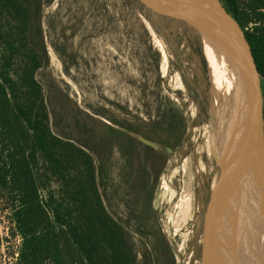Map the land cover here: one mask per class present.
<instances>
[{"label": "rangeland", "instance_id": "1", "mask_svg": "<svg viewBox=\"0 0 264 264\" xmlns=\"http://www.w3.org/2000/svg\"><path fill=\"white\" fill-rule=\"evenodd\" d=\"M39 3L0 0V82L17 110L16 133L0 137V147L5 156H28L40 199L58 229L64 263L83 261L75 192L90 181L89 156L107 212L131 233L137 264H165L161 238L172 246L166 264H205L210 248L211 264H224L223 256L246 264L235 254L236 221L226 217L225 205L237 210L236 193L229 191L226 204L225 192L213 190L224 176L222 166L228 168L222 159L228 151L213 143L218 130L210 114L209 58L164 38L136 0ZM167 107L185 119L174 148L175 137L154 128ZM37 133L52 141L48 152L38 146ZM136 139L166 157L148 214V191L139 184L145 149L138 146L136 157L129 152ZM10 214L0 195V264H14L20 244L9 234ZM227 220V233H217ZM219 239L227 242L224 248Z\"/></svg>", "mask_w": 264, "mask_h": 264}, {"label": "trees", "instance_id": "2", "mask_svg": "<svg viewBox=\"0 0 264 264\" xmlns=\"http://www.w3.org/2000/svg\"><path fill=\"white\" fill-rule=\"evenodd\" d=\"M32 1L39 8L40 0ZM222 2L243 28L264 83V0H247L244 4L240 0ZM251 24H254V27L250 28ZM16 111L10 107L6 87L0 82L1 138L5 134L13 136L16 133ZM165 123L168 126L166 129L163 127ZM154 128L165 130L170 136H174V148L181 143L185 119L178 109L167 107L161 113V118L155 122ZM36 135L39 137L38 146L48 152L52 141L46 138L44 133ZM133 142V147L129 142V152L135 157L138 156V146L145 149L146 158L142 165V175L145 179L139 184L148 191L144 206L148 214L153 189L165 167L166 157L151 145L137 139ZM8 154L5 156L0 147V195L9 203L11 209L10 237L20 239L16 255H13L14 264H65L58 243V229L40 199L28 156L13 152ZM85 163L90 181L75 192V198L80 203L82 220V229L75 228L81 246V264H137V254L129 229L107 212L96 185L95 169L89 156L85 157ZM145 220L147 215L141 222L144 224ZM160 245L165 252L166 264L172 253V246L166 243L164 238L160 239Z\"/></svg>", "mask_w": 264, "mask_h": 264}, {"label": "water", "instance_id": "3", "mask_svg": "<svg viewBox=\"0 0 264 264\" xmlns=\"http://www.w3.org/2000/svg\"><path fill=\"white\" fill-rule=\"evenodd\" d=\"M136 2L157 32L180 48L202 52L206 56L211 52L223 55V63L233 68L227 80L236 84L239 110L244 104L245 94L253 96V113L247 122H243L247 123L246 126L239 124L238 111L231 130L239 149L247 151L245 173L260 191L264 204V83L243 28L222 0ZM228 169L222 166L223 175L228 173Z\"/></svg>", "mask_w": 264, "mask_h": 264}, {"label": "bare ground", "instance_id": "4", "mask_svg": "<svg viewBox=\"0 0 264 264\" xmlns=\"http://www.w3.org/2000/svg\"><path fill=\"white\" fill-rule=\"evenodd\" d=\"M207 57L209 58V60H208V74H209V79L211 82L210 90H211V95H212L211 96L212 99H210L211 100L210 114H211L213 121L217 125L216 129L217 130L222 129V131H223V132H221V130H220L219 134L217 133V131H216V134L214 133L216 135V138L214 137L216 139V141H213V143L217 142L218 144H220V146H224L226 148V150L228 151L227 154H230L233 151L235 152V150L237 151V149L235 148V145H234L235 140L233 141V138H232L233 133L231 132V125L235 122V118H236L238 111H239V113H238L237 119H238L239 124L240 123L243 124V122H247L246 120L248 118H250V116H252V113H253V103H252L253 100H252V98H253V96L250 94H247V95L245 94V96H246L244 98V104L246 105L245 109H243L244 108V104H243V106H241V108L239 110V108L237 107L236 84L227 80L228 79L227 76H229V74H230L229 71L233 68L230 65L228 66V65L223 63L222 58H224V57L220 53L211 52V54L210 53L207 54ZM210 57H211V59H210ZM229 78H230V76H229ZM246 124L247 123H245L243 125L246 126ZM212 132L210 130V134ZM239 135H241V134H239ZM212 149H213V147H212ZM213 150H215V149H213ZM240 150H241V148H240ZM227 154L223 155L222 159L226 163V165H229L228 173L226 172L227 174L225 173L224 176L221 175L222 178L220 180H218V182L216 181L217 183L214 185L213 190L215 191L216 187H220L221 192L222 193L225 192L224 196L222 198L226 201V204H227L232 197L231 194H228V192H229V187H228L229 186V181H228L229 178L234 180L235 183L238 182L239 180L241 181V179L244 180V182H243L244 186L243 185L242 186L245 187V189H242V191H240V189L237 188V185H235L234 190H233L236 193V194L234 193L235 197L236 198L238 197V201H239L238 206L236 205L237 210L234 209L233 212L229 213V211H230L229 205H227V206L225 205V208L228 210V216H226V217H228L229 219H231L233 221H236L235 224H237V226H235V228L232 231H234V232H236V230H237V232L239 231V233H236L239 237L238 238L236 236L234 237L235 238L234 241L236 242V244L234 243L235 244L234 246L237 247L236 248L237 251L235 252V254H236V256L238 255L239 257H242L241 254H242L243 249L240 247V243H239V241H241V240H248L249 239V243L251 246H254L255 242H256V244L258 243V244H260V246L262 248H264V242L262 239L260 240V238L264 237V235H262V232L264 231V204L262 201L260 191L257 190V188L254 186L253 182L251 183L249 181V177L247 175L241 176L245 172V168H246V164H247V160H248L247 151H245V150L241 151L240 159L237 160L238 162L235 163L234 167L230 166V163H233V162H231V158L229 157V155L227 156ZM228 175H229V177H228ZM243 190H245V192H243ZM242 201H243V203H242ZM236 206H235V208H236ZM242 209H244L245 210L244 213L247 214V217H248L247 223H245V215H244V213H242ZM227 221H226V223L224 222L225 225L222 226V228L220 227L221 225L218 227L217 233L224 232L225 226H226V230H227V228H229L228 224L230 226L231 221L230 220L228 222ZM233 224H232V226H234ZM216 229H217V227H216ZM214 233H216L215 230L211 231V233L208 235V242H211L213 240ZM229 233H230V231H229ZM240 233H241V236H240ZM224 243H227V242H225L223 240V242L221 243L223 248L225 246ZM228 243H230V244L233 243V240H232V242L230 241ZM215 244H217V243L215 242ZM219 246H221V245L219 244ZM260 246H259V248H260ZM230 247H231V245H230ZM223 248H222V253H223ZM260 252H263V251H260ZM260 255H261L262 261L261 260L259 261L260 256L258 255L255 258L257 260H255L256 262H254V264H264V253H262ZM242 258L246 259V257H242Z\"/></svg>", "mask_w": 264, "mask_h": 264}, {"label": "flooded vegetation", "instance_id": "5", "mask_svg": "<svg viewBox=\"0 0 264 264\" xmlns=\"http://www.w3.org/2000/svg\"><path fill=\"white\" fill-rule=\"evenodd\" d=\"M210 59H211V57H210ZM220 130H221V132H223L222 131V129H219L218 131H217V133L219 134L220 133ZM231 154V155H230ZM229 154V156H230V158L232 159L231 160V162H233V163H230V166L232 167H234V165H235V163L236 162H238L237 160H239L240 159V156H241V150L240 151H238V152H236L235 154L232 152V153H230ZM234 160V161H233ZM229 170V169H228ZM245 173V172H244ZM245 175H246V173H245ZM241 176H243V175H241ZM228 177H229V175H228ZM247 177V176H246ZM229 191L230 192H234L233 190H234V187H235V185H237V188H239L240 189V191H242V189H245V187H243L244 186V180H242L241 179V181L239 180L238 182H236L235 183V181L234 180H232V179H230L229 178ZM249 181H250V179H249ZM251 182V181H250ZM238 183V184H237ZM252 183V182H251ZM241 185V186H240ZM243 185V186H242ZM230 192H228V194H231ZM243 192H245V190H243ZM232 195V194H231ZM236 199H238V197L236 198ZM240 199V198H239ZM244 201V200H243ZM243 201H242V203H243ZM238 206V205H237ZM240 208V207H239ZM234 211V208L232 209V207H231V209H230V211H229V213H231V212H233ZM245 212V210L244 209H242V213H244ZM244 215H245V223H247V221H248V217H247V214L246 213H244ZM224 230H225V234L227 233V230H226V226H225V228H224ZM239 233V232H238ZM225 234L224 235H222L223 237L221 238L220 237V239H223L224 238V236H225ZM240 236H241V233H240ZM239 236H237V238H238ZM221 243H222V240L220 241ZM239 243H240V247L243 249V251H242V254H241V256L242 257H246V259H244L245 261H246V264H254V262H256L255 260H257V259H255L258 255L260 256V259H259V261L261 260L262 261V258H261V255L260 254H262V253H264V248H262L261 246H260V244H256V242H255V245L254 246H251L250 245V243H249V239L248 240H241V241H239ZM243 243V246L241 245ZM260 246V248H259V246ZM221 246H222V244H221ZM211 248H210V252H209V256H208V258H206V262H205V264H211ZM260 251H263V252H260ZM239 257V256H238ZM241 258V257H240ZM223 261H224V264H231V263H229V261L230 262H232V259H230L229 260V258H227V256H223ZM222 261V262H223Z\"/></svg>", "mask_w": 264, "mask_h": 264}]
</instances>
